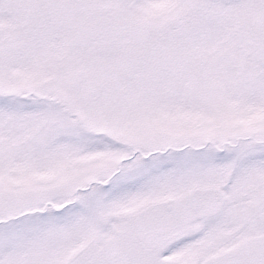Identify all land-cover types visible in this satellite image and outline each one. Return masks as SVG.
<instances>
[{
	"label": "snow or ice",
	"instance_id": "6c2138e0",
	"mask_svg": "<svg viewBox=\"0 0 264 264\" xmlns=\"http://www.w3.org/2000/svg\"><path fill=\"white\" fill-rule=\"evenodd\" d=\"M0 264H264V0H0Z\"/></svg>",
	"mask_w": 264,
	"mask_h": 264
}]
</instances>
